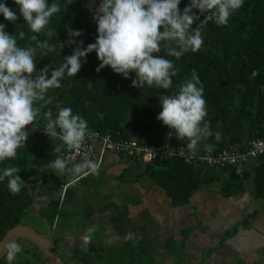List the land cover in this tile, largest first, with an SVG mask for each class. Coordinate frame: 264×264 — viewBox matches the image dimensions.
<instances>
[{
  "label": "trees",
  "instance_id": "16d2710c",
  "mask_svg": "<svg viewBox=\"0 0 264 264\" xmlns=\"http://www.w3.org/2000/svg\"><path fill=\"white\" fill-rule=\"evenodd\" d=\"M52 2L48 0L49 4ZM56 2L61 5V11L51 18L48 26L57 31V36L50 40V43L56 44V51L44 55L39 50L35 57L37 71L48 66L49 75L63 63L65 57L72 54L75 47L67 44L66 28L83 30L77 41H83L85 48L97 37L93 15L100 0ZM189 2L181 0V11ZM0 3H6L18 16L17 21L11 23L0 14V23L5 24V31L17 36L19 46H35L36 42L30 39L34 33L20 16L14 0H0ZM21 31L25 34L23 38L19 36ZM35 35L39 40L47 39L43 33ZM203 36L201 50L186 53L179 60L167 57L163 50L154 54L172 60L175 65L177 74L172 78L173 87L169 90L147 85L134 88L132 80L136 78L135 73H130L125 79L110 67L97 72L101 62L95 52L90 53L75 77L66 76L61 81V88L50 89L45 94V100L37 102L36 106L42 107L36 123L46 126L44 112L51 110L55 119L59 108L70 107L73 114H80L87 120L91 131L110 135L114 141L136 139L151 146H162L168 141L173 146H186L187 140H177L174 131L170 132L156 117L162 110L160 95L176 91L178 85L191 79L195 70L204 87L208 111L206 119L210 121L213 132H218L221 137L218 141L215 137L202 140L200 150L206 151V143L215 145L212 150L215 153L229 145L244 150L250 141L264 139V0H244V6L232 15L227 26H218L210 21L203 30ZM253 71L259 73L255 78H251ZM97 113H103V119H99ZM57 146L59 144L55 140L35 135L28 139L26 147L18 150L16 159L0 163V169L19 167L21 171L18 175L25 183L18 195H12L8 191L7 180L0 182V241L10 229L24 223L39 194V189H34L36 185L39 188L55 186L56 189L63 186L60 181L53 184L39 179L40 168L49 167L50 162L60 155L55 151ZM258 160L253 177L258 197L264 202V156ZM225 171L229 172L227 168L218 172L214 168L197 163L189 165L182 160L152 163L144 167V175L167 191L175 207L186 205L203 184L219 181ZM245 176L239 178L229 173L228 180H223L224 195L242 190ZM231 187L236 188L230 190ZM68 189L63 203L69 202L71 190ZM59 206V200L51 199L47 210H43L42 216L52 226L55 222L59 224L58 220L63 216ZM29 246L20 252L24 259L19 264H49L37 248Z\"/></svg>",
  "mask_w": 264,
  "mask_h": 264
},
{
  "label": "clouds",
  "instance_id": "9594fccd",
  "mask_svg": "<svg viewBox=\"0 0 264 264\" xmlns=\"http://www.w3.org/2000/svg\"><path fill=\"white\" fill-rule=\"evenodd\" d=\"M14 3L34 33L31 41L36 43L35 46H19L17 36L9 35L5 24L0 23V163L16 159L18 150L26 147L28 126H32L33 132L39 128L36 122L42 105L37 107V102L44 101L50 89L61 88V81L66 76L75 77L90 53L95 52L101 62L97 72L110 67L125 79L130 73H135L132 87L147 85L169 90L173 87L172 78L177 74L175 65L172 60L154 54L163 50L167 57L179 60L186 53L200 51L204 45L203 30L208 22L227 26L232 15L244 6V0H190L181 11V0H100L93 15L97 26L95 42L85 48L83 41H77L83 30L66 28L67 44L75 47L72 54L49 75L48 66L37 71L35 57L39 50L44 55L56 51V44L50 40L57 36V31L48 26L51 18L61 11V5L56 0L51 4L48 0H14ZM0 14L11 23L18 19L16 12L6 3H0ZM40 33L47 39L39 40L35 34ZM24 35L22 31L19 33L21 38ZM258 74V71H253L251 78ZM159 99L162 110L156 119L170 132L174 131L177 140L188 141L186 148L179 149L180 152L194 154L202 140L215 137L218 141L221 138L218 132H213L210 121L206 119L204 87L195 70L190 80L178 85L171 94L160 95ZM97 117L103 119V113H97ZM43 118L47 121L43 128L45 134L50 138L59 137L63 142L55 149L58 154L61 147L78 151L86 139L96 136L89 129L87 120L80 114H73L70 107L59 108L55 119L51 110L44 112ZM214 147L211 143L204 145L209 152ZM49 167L60 174H96L99 171L94 160L72 163L63 155H57ZM20 171L17 166L0 169V182L7 180V188L12 195H18L25 185L18 175ZM95 232L94 227L86 230L82 238L85 245L91 243ZM106 243L112 244L113 240L108 239ZM21 251V244L12 240L4 245L3 254L11 262Z\"/></svg>",
  "mask_w": 264,
  "mask_h": 264
},
{
  "label": "crops",
  "instance_id": "0c3cea01",
  "mask_svg": "<svg viewBox=\"0 0 264 264\" xmlns=\"http://www.w3.org/2000/svg\"><path fill=\"white\" fill-rule=\"evenodd\" d=\"M258 162L247 165L239 192L224 195L225 171L175 207L167 191L144 175L143 163L108 152L96 174L40 168L39 179L63 186H33L39 194L30 215L45 227L38 215L51 199L60 201L63 216L49 225L56 227L51 239L68 264H264V202L253 177ZM67 185L69 202L63 203ZM89 227L96 232L85 245Z\"/></svg>",
  "mask_w": 264,
  "mask_h": 264
},
{
  "label": "built area",
  "instance_id": "2783aa9c",
  "mask_svg": "<svg viewBox=\"0 0 264 264\" xmlns=\"http://www.w3.org/2000/svg\"><path fill=\"white\" fill-rule=\"evenodd\" d=\"M36 131H31L32 126H28L26 131L29 133V138L38 135L46 137L50 140H55L59 146L62 141L59 137L50 138L45 134L43 128L45 126L37 123ZM96 136L86 139L78 151H73L67 147H61L60 155L70 159L72 163H80L83 160H94L99 167L102 165L106 153H114L117 155L127 156L135 161L141 162L144 165L159 163L164 164L169 161H184L185 163L199 164L216 169L218 172H223L224 168L229 170V173L235 174L239 178H243L247 169V165L252 161L264 156V139L252 140L248 143L244 150H239L233 145L225 147L222 151L215 153L213 151H201L198 145L195 153L180 152L184 145L173 146L166 141L162 146H151L136 139L114 141L110 135H102L100 132H95ZM99 146V149H98ZM98 149V150H97ZM71 165V164H70ZM67 186L64 187L67 190Z\"/></svg>",
  "mask_w": 264,
  "mask_h": 264
},
{
  "label": "water",
  "instance_id": "95a60500",
  "mask_svg": "<svg viewBox=\"0 0 264 264\" xmlns=\"http://www.w3.org/2000/svg\"><path fill=\"white\" fill-rule=\"evenodd\" d=\"M30 213V209L28 211ZM46 227V232L38 231L34 226L20 223L10 229L0 241V263L6 258L3 254L4 245L15 240L18 243L25 241L33 245L46 258L49 264H68L61 256L58 248L51 239L52 228L42 215H38Z\"/></svg>",
  "mask_w": 264,
  "mask_h": 264
},
{
  "label": "rangeland",
  "instance_id": "374dc122",
  "mask_svg": "<svg viewBox=\"0 0 264 264\" xmlns=\"http://www.w3.org/2000/svg\"><path fill=\"white\" fill-rule=\"evenodd\" d=\"M24 223L34 226L40 232H44L43 230L45 229V227L41 225L40 220L37 219V217L31 216L30 213H28V216L24 219ZM61 227L63 226L59 225L58 228H61ZM53 231H56V227L52 229V232ZM20 244L24 248H27V247L30 248L29 244H24V242H21ZM58 251L60 252L62 258L67 262L68 260L66 256L64 255V253L60 249H58ZM23 259H24V256L22 255V253H19L17 254V257L11 262H9L7 258H5L4 263L5 264H19Z\"/></svg>",
  "mask_w": 264,
  "mask_h": 264
},
{
  "label": "flooded vegetation",
  "instance_id": "af4514ba",
  "mask_svg": "<svg viewBox=\"0 0 264 264\" xmlns=\"http://www.w3.org/2000/svg\"><path fill=\"white\" fill-rule=\"evenodd\" d=\"M21 242H24V244H28L27 242H25V241H20L19 243H21ZM22 247V246H21ZM22 249H25L24 247H22ZM26 249H28V247L26 248ZM3 262H5V259L0 263V264H2Z\"/></svg>",
  "mask_w": 264,
  "mask_h": 264
}]
</instances>
